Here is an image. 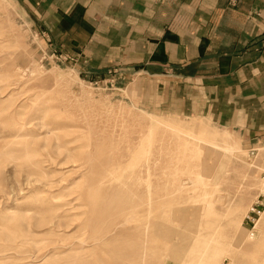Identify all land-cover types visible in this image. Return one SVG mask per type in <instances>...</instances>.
<instances>
[{
	"label": "rangeland",
	"instance_id": "374dc122",
	"mask_svg": "<svg viewBox=\"0 0 264 264\" xmlns=\"http://www.w3.org/2000/svg\"><path fill=\"white\" fill-rule=\"evenodd\" d=\"M31 13L0 0V264H264V143L155 110Z\"/></svg>",
	"mask_w": 264,
	"mask_h": 264
},
{
	"label": "crops",
	"instance_id": "0c3cea01",
	"mask_svg": "<svg viewBox=\"0 0 264 264\" xmlns=\"http://www.w3.org/2000/svg\"><path fill=\"white\" fill-rule=\"evenodd\" d=\"M21 1L51 44L141 75L155 110L264 143V0Z\"/></svg>",
	"mask_w": 264,
	"mask_h": 264
},
{
	"label": "bare ground",
	"instance_id": "6f19581e",
	"mask_svg": "<svg viewBox=\"0 0 264 264\" xmlns=\"http://www.w3.org/2000/svg\"><path fill=\"white\" fill-rule=\"evenodd\" d=\"M250 234H251V233H250ZM251 236H254L253 233L251 234ZM210 256H211V255H210ZM203 262H205V261H203ZM207 262H208V261H207Z\"/></svg>",
	"mask_w": 264,
	"mask_h": 264
}]
</instances>
